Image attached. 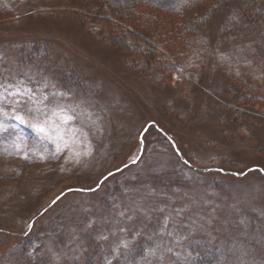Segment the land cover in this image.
<instances>
[{
    "label": "rangeland",
    "instance_id": "obj_1",
    "mask_svg": "<svg viewBox=\"0 0 264 264\" xmlns=\"http://www.w3.org/2000/svg\"><path fill=\"white\" fill-rule=\"evenodd\" d=\"M71 1L0 0V264H264V0Z\"/></svg>",
    "mask_w": 264,
    "mask_h": 264
},
{
    "label": "trees",
    "instance_id": "obj_2",
    "mask_svg": "<svg viewBox=\"0 0 264 264\" xmlns=\"http://www.w3.org/2000/svg\"><path fill=\"white\" fill-rule=\"evenodd\" d=\"M206 1L207 0H140L139 2H144V4L148 5H158V7L163 8L171 14H183V18L178 20L171 19L170 23L176 25V27L179 26V28L183 27L184 30H182V32L184 35H190V33H192L193 35L197 34V36H200L204 33L201 30L204 29L202 24L206 23L205 25H209L221 12L220 9H216L214 13L206 11L203 4L201 5V3H205ZM71 2L73 5L85 10L84 15H86V18H97L107 23L112 22V20L115 22H121V20L131 22L135 20L136 17H133L131 12H133V7L139 6L137 1L136 3L132 2V4L131 0H72ZM208 18H210V20ZM151 23L153 22L151 21ZM187 29L189 30L187 31ZM141 38H149V35L143 34ZM142 42L144 41L142 40Z\"/></svg>",
    "mask_w": 264,
    "mask_h": 264
},
{
    "label": "snow or ice",
    "instance_id": "obj_3",
    "mask_svg": "<svg viewBox=\"0 0 264 264\" xmlns=\"http://www.w3.org/2000/svg\"><path fill=\"white\" fill-rule=\"evenodd\" d=\"M18 119H20V122L21 123H24V119H23V117H17ZM39 131H43V129H38Z\"/></svg>",
    "mask_w": 264,
    "mask_h": 264
},
{
    "label": "water",
    "instance_id": "obj_4",
    "mask_svg": "<svg viewBox=\"0 0 264 264\" xmlns=\"http://www.w3.org/2000/svg\"><path fill=\"white\" fill-rule=\"evenodd\" d=\"M148 129V128H147ZM146 129V130H147ZM146 130L144 131V133L146 132ZM136 163V162H135ZM210 171H213V170H210ZM238 176H240V175H238ZM107 178H105L101 183H103L105 180H106Z\"/></svg>",
    "mask_w": 264,
    "mask_h": 264
}]
</instances>
